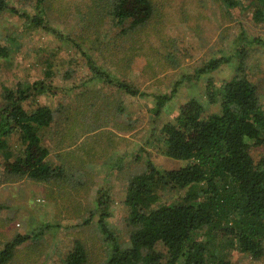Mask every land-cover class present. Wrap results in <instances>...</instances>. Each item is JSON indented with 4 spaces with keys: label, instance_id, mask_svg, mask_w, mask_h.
Returning <instances> with one entry per match:
<instances>
[{
    "label": "rangeland",
    "instance_id": "1",
    "mask_svg": "<svg viewBox=\"0 0 264 264\" xmlns=\"http://www.w3.org/2000/svg\"><path fill=\"white\" fill-rule=\"evenodd\" d=\"M153 1L159 15L139 34L136 62L126 63L125 68L122 55L112 60L110 57L116 54L112 55L101 45L104 55L109 57V64L103 63L96 52L88 49L89 41L83 44V49H88L87 53L94 56L97 63L112 70L114 81L131 82L147 94L145 97H132L116 85L94 81L87 60L74 45L64 43L47 31L26 28L15 16L0 15V44H9L12 53L8 59L0 58V91L19 83L38 81L58 88L57 94L39 96L27 102L25 108L31 110L47 105L57 111L56 123L45 132L44 138L52 154L50 161L57 165L59 155H64L80 170L75 173V182L84 184L79 193L73 192L70 197L67 192L62 200L63 188L54 184H37L24 179L5 181L0 154V249L17 234L35 235L45 231L40 239H33L20 248L17 262L61 264L77 240L88 251V264L104 262L111 246L106 244L98 217L88 221L91 212L97 209L98 192L103 188H108L111 198L107 220L110 230L119 243L128 246L130 229L124 200L129 177L143 172L148 161L163 170L186 166L185 162L164 155L166 148L160 139L162 127L174 123L180 107L193 97L204 104L205 116L218 113V90L232 79L238 64L239 58L234 55L240 46L238 38L244 35L247 42H264V22L254 19L255 11L264 9L262 0H239L240 4L231 10L224 7L222 0ZM93 4L94 0H52L49 24L65 37L78 35L84 20L88 21L91 16L90 9L94 11ZM99 30V44L109 43L118 34L111 21L104 22ZM124 45V49H129L131 43ZM246 48L249 79L258 86L263 103L264 45L251 44ZM119 51L126 52L122 44ZM220 52L233 56L230 65L197 77L198 71L209 60L219 57ZM71 69L75 70L72 79L66 80L64 75ZM48 71L53 73L51 79ZM209 80L214 85L211 88L215 93L214 103L207 96ZM175 87H178L176 97L156 117L153 95L171 93ZM85 100L93 106L89 107ZM2 104L0 98V108ZM61 105L66 106V110L58 112ZM76 110H86L85 115L79 117L82 121L71 119V123L65 125L67 116L72 117ZM81 123L88 128H82ZM64 133H69V137L64 139ZM10 145L15 151L22 147L17 137L10 140ZM262 154L264 146L252 149L255 160ZM185 193L186 190L169 188L157 192L159 203H179ZM227 258L232 264H264V258L256 261L233 251Z\"/></svg>",
    "mask_w": 264,
    "mask_h": 264
},
{
    "label": "trees",
    "instance_id": "2",
    "mask_svg": "<svg viewBox=\"0 0 264 264\" xmlns=\"http://www.w3.org/2000/svg\"><path fill=\"white\" fill-rule=\"evenodd\" d=\"M222 2L230 10L240 4L239 0ZM51 3L52 0H0V15L15 16L26 28L47 31L64 43L74 45L87 60L94 81L116 85L132 97L147 96L129 81H114L112 70L97 63L87 51L96 52L103 63L109 64V57L101 49L103 45L106 51L116 54L110 57L112 60L122 55L125 68L126 63L136 62L139 34L159 15L153 0H94V11L90 9L91 16L88 21L84 20L82 32L73 37H65L49 24ZM261 3L264 6V0ZM254 19L264 22V9H257ZM109 21L114 29H118V34L109 43L99 44V28ZM238 40H241L240 46L234 55L239 60L234 76L218 90L220 111L205 116L204 104L193 97L180 107L175 122L166 123L161 129L160 139L166 148L164 155L185 162L186 166L163 170L148 161L143 172L129 177L124 200L130 229L128 246L119 243L108 225L111 204L108 188L99 190L97 209L91 212L88 221L98 217L106 244L111 246L108 257L101 264H232L227 258L231 251L256 261L263 260L264 154L257 161L252 149L264 146V102H261L258 86L249 79L246 45H264V42H247L244 35ZM87 41L90 47L84 50L83 44ZM129 42V49H124V44ZM121 44L125 53L119 51ZM9 47V44H0V58L12 56ZM218 55L198 71L197 77L230 65L233 56L221 52ZM74 72L73 69L66 71L64 78L71 80ZM47 76L51 79L53 73L48 71ZM213 86L209 80L207 96L211 103L215 98ZM177 89L153 95L156 117L176 97ZM57 90L45 81H38L19 83L14 88L0 91L3 103L0 108V154L5 181L24 179L37 184H54L63 188L61 198L64 200L67 192L71 197L73 192L79 193L84 184L75 182V173L80 170L64 155H59L57 165L50 161L52 154L44 144V138L45 132L56 123L57 111L47 105L31 110L25 108L27 102L47 93L57 94ZM84 102L93 106L90 101ZM64 110L66 106L61 105L58 112ZM83 111L86 110H76L72 117L67 116L65 125L70 124L71 119L82 121L79 117L85 115ZM81 126L88 128L82 123ZM69 135L64 133L62 137L65 139ZM16 137L22 145L19 151L12 150L10 145V140ZM167 188L186 190L182 201L159 203L158 190ZM44 232L43 229L35 235L17 234L2 244L0 264H21L16 260L20 248L33 239H40ZM88 262V251L77 240L61 264Z\"/></svg>",
    "mask_w": 264,
    "mask_h": 264
}]
</instances>
